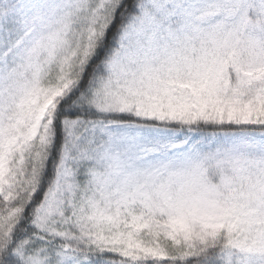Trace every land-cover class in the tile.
Wrapping results in <instances>:
<instances>
[{"label": "snow or ice", "instance_id": "1", "mask_svg": "<svg viewBox=\"0 0 264 264\" xmlns=\"http://www.w3.org/2000/svg\"><path fill=\"white\" fill-rule=\"evenodd\" d=\"M0 264H264V0H0Z\"/></svg>", "mask_w": 264, "mask_h": 264}]
</instances>
